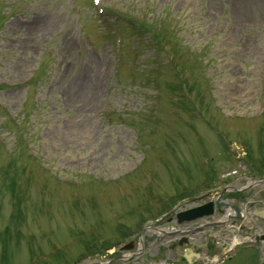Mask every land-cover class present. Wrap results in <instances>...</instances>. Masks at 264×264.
<instances>
[{
    "label": "rangeland",
    "instance_id": "374dc122",
    "mask_svg": "<svg viewBox=\"0 0 264 264\" xmlns=\"http://www.w3.org/2000/svg\"><path fill=\"white\" fill-rule=\"evenodd\" d=\"M97 1L0 0V264H134L114 258L144 220L213 187L264 208V0ZM218 264H264V245Z\"/></svg>",
    "mask_w": 264,
    "mask_h": 264
},
{
    "label": "bare ground",
    "instance_id": "6f19581e",
    "mask_svg": "<svg viewBox=\"0 0 264 264\" xmlns=\"http://www.w3.org/2000/svg\"><path fill=\"white\" fill-rule=\"evenodd\" d=\"M74 89L76 90L75 94H78L82 98H86L88 96H91V98L89 99V102L95 96V90L93 88H91L90 86H86L83 82H80L79 87L72 88L70 91L73 92V91H75ZM71 128L75 129L74 126H71ZM217 205L220 206V205H222V203L218 202ZM222 209L225 211L226 214L232 212L231 208H228V207H223ZM250 217L251 216L249 213L248 214L245 213V215H244L245 221L250 220ZM147 230L154 231L155 229L154 228H149V229L147 228ZM158 234L161 235V232H158ZM214 236L220 237L225 242V244L222 246L223 252H225V250H227L231 246L235 245L236 243H238L240 241H244V240L249 238L247 236L241 237V236L237 235L236 227H234V226H228L226 228L225 232H223L222 234H218V233L214 234ZM190 237H194V235H191ZM139 242H140V247H141L142 241H139ZM90 264H101V263L93 262Z\"/></svg>",
    "mask_w": 264,
    "mask_h": 264
},
{
    "label": "water",
    "instance_id": "95a60500",
    "mask_svg": "<svg viewBox=\"0 0 264 264\" xmlns=\"http://www.w3.org/2000/svg\"><path fill=\"white\" fill-rule=\"evenodd\" d=\"M262 181H264V178L258 180V182H262ZM211 213H212V203L209 202L203 206H200V207L188 210L186 212H183L181 214H178L177 220H178V222L186 221V220H189V219H192L195 217H200V216L208 215ZM255 214L264 220V210L256 212ZM237 215H238V213H237Z\"/></svg>",
    "mask_w": 264,
    "mask_h": 264
}]
</instances>
